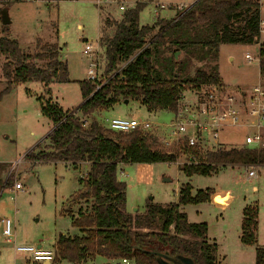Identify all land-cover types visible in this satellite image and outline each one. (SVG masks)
Here are the masks:
<instances>
[{
  "label": "trees",
  "instance_id": "16d2710c",
  "mask_svg": "<svg viewBox=\"0 0 264 264\" xmlns=\"http://www.w3.org/2000/svg\"><path fill=\"white\" fill-rule=\"evenodd\" d=\"M143 8V4L137 5L118 22L108 16L101 22L105 84L77 81L82 103L73 111L63 112L50 99L41 106L42 115L54 125L48 135L49 152L27 155L26 160L76 168L84 165L88 169L80 183L82 189L72 197L85 208L80 206L75 215L64 212L80 235L57 236L54 263L66 260L85 264L101 256L133 264H157L156 257L149 253L157 250L189 257L194 264H223L216 245L208 240L207 225L189 223L187 215L180 211L182 206L210 201L209 190L191 195V187L185 183L176 203L161 205L149 200L143 213L132 215L126 211V184L119 180L120 166L175 163L179 154L164 148L151 131L115 133L103 130L95 121L85 127L77 115L89 117L108 110L119 99L139 102L149 112H173L187 90L223 85L217 71L219 49L224 45L257 43L260 6L247 0H197L170 21L140 26ZM110 27L113 34L107 36L106 29ZM1 28L4 34L0 36V57L5 62L0 70L6 82L3 92L30 82L40 83L47 90L53 83L70 82L56 44H44L39 52L28 54L16 40L6 37L7 27ZM177 52L183 57L175 59ZM260 58V79L264 80V44L260 46ZM196 63L204 65L200 68ZM185 152L191 164L183 165L180 171L187 178L210 176L219 167H264V151L220 146L213 151ZM192 157L197 164H193ZM8 167L0 164V174ZM13 179L11 175L5 179L0 176V191L11 188ZM215 198L216 195L212 200ZM257 220L256 206L243 209L242 245L256 246ZM255 264H264V247H255Z\"/></svg>",
  "mask_w": 264,
  "mask_h": 264
},
{
  "label": "rangeland",
  "instance_id": "374dc122",
  "mask_svg": "<svg viewBox=\"0 0 264 264\" xmlns=\"http://www.w3.org/2000/svg\"><path fill=\"white\" fill-rule=\"evenodd\" d=\"M195 1L144 0L139 24L152 26L160 20L170 21L176 13L187 9ZM156 2L165 8L155 9ZM261 8L264 17V3ZM3 9H6L10 20L6 37L16 40L28 54L39 52L44 44H56L60 60L67 65L70 80L69 83H53L49 90L37 82L20 84L5 93L6 82L0 78V164L9 165L0 176L2 179L10 175L14 178L11 188L0 191V264H23L22 257L14 258V245L36 246L40 243L43 249L54 250L55 237L59 234L80 235L64 212L70 211L75 215L80 206L85 208L83 203H76L72 197L82 189L80 183L88 173L87 167L81 165L74 169L61 163L33 164L25 158L27 155L49 152L48 135L54 125L41 113V106L46 101L50 99L63 112L73 111L82 103L77 81L86 79L87 61L81 54L86 42L99 44L103 74L105 57L100 40L103 29L101 22L107 16L118 22L122 13L115 9L99 13L86 0H38L8 4L2 6L0 11ZM3 34L0 24V36ZM106 34L111 36L113 28L106 29ZM246 53L257 57L258 47L224 45L219 49L218 76L230 90H248L260 82L259 61L256 59L247 63L244 58ZM182 57L178 52L175 54L176 59ZM4 62L0 57V64ZM195 65L201 68L204 63ZM101 84H105L104 79ZM192 91L185 92L186 99L191 97ZM77 117L85 127L95 121L103 130L108 129L105 120L148 121L152 124L151 133L157 136L159 142L160 134L170 139L169 126L174 120V114L170 111L149 112L139 102L129 101L125 104L121 99L108 110H99L89 117ZM244 135L245 131L227 129L222 131L219 143L242 146ZM171 149L179 154L175 163L120 166L119 179L126 184V211L132 215L143 213L150 198L161 205L176 203L178 191L185 183H189L191 195L209 190L212 195L210 201L185 205L180 211L187 215L189 223L207 225L208 240L216 245L224 259L223 264H255V247H264V167H219L210 176L193 175L187 178L180 171L186 152ZM21 158L23 163L13 166ZM252 170L256 171V176L248 178L247 171ZM247 206L258 208L256 246H244L238 238L242 211ZM3 220H10L13 224L11 244L3 234ZM51 264L71 263L61 260ZM85 264L125 263L121 259L107 260L97 256ZM126 264L133 263L127 261Z\"/></svg>",
  "mask_w": 264,
  "mask_h": 264
},
{
  "label": "built area",
  "instance_id": "2783aa9c",
  "mask_svg": "<svg viewBox=\"0 0 264 264\" xmlns=\"http://www.w3.org/2000/svg\"><path fill=\"white\" fill-rule=\"evenodd\" d=\"M38 0H0V8L8 4L33 3ZM100 13L102 10L110 12L115 9L126 13L142 4L144 0H86ZM197 1V0H196ZM260 6L259 34L257 43V57L246 53L244 58L247 63L258 60L260 64V46L264 44V17L262 16V3ZM154 8L164 9L163 4L154 3ZM87 61L86 79L91 83L102 86L103 74L100 69V46L86 42L81 52ZM125 66L122 65L123 68ZM191 97L185 98V92L181 95L176 109L172 112L174 120L170 124V139L160 134L161 144L166 149L176 148L179 152L191 149L213 151L222 146L226 149H246L249 151H264V80L255 84L248 90H230L225 85L202 86L199 90L192 91ZM108 130L127 134L137 130L151 131L152 124L148 121L138 122L134 119L105 120ZM235 129L245 131L242 146L223 145L219 143L222 131ZM173 140V141H172ZM183 146V148H181ZM26 160V158H25ZM27 161V160H26ZM193 164L197 162L192 157ZM23 158L13 163L19 166ZM185 164H191L185 156ZM219 167V166H218ZM245 168L259 169L258 166H246ZM256 176V171H247V177ZM16 186V185H15ZM14 186V187H15ZM3 234L9 243H12L13 224L10 220L2 221ZM14 253L24 259L23 264H51L55 258L54 250L43 249L41 246L14 245ZM127 263L126 260H122Z\"/></svg>",
  "mask_w": 264,
  "mask_h": 264
},
{
  "label": "water",
  "instance_id": "95a60500",
  "mask_svg": "<svg viewBox=\"0 0 264 264\" xmlns=\"http://www.w3.org/2000/svg\"><path fill=\"white\" fill-rule=\"evenodd\" d=\"M0 24L4 27H8L10 25V20L8 18V13L6 9H3L0 11ZM127 103L128 102L125 101V104ZM74 169H77V168L74 167ZM164 181H167V180H164ZM120 182H122V180H120ZM150 200H152V198H150ZM149 253H151L152 255L156 257L157 264H194L191 258L182 256V255L171 256L168 253H160L157 250H152Z\"/></svg>",
  "mask_w": 264,
  "mask_h": 264
},
{
  "label": "crops",
  "instance_id": "0c3cea01",
  "mask_svg": "<svg viewBox=\"0 0 264 264\" xmlns=\"http://www.w3.org/2000/svg\"><path fill=\"white\" fill-rule=\"evenodd\" d=\"M10 39H11V38H10ZM18 44H19V43H18ZM60 61H61V60H60ZM1 65H2V64H0V68H1ZM0 78L3 79V78H2V74H1V70H0ZM83 80H84V79H83ZM9 164H10V163H9ZM119 180H122V179L120 178ZM122 182H123V180H122ZM254 189H255V187H254ZM241 221H242V219H241ZM240 227H241V222H240ZM75 229H76V228H75ZM76 230H77V229H76ZM240 233H241V230L239 229V236H238L239 241H240ZM55 242H56V237H55ZM8 243H9V242H8ZM10 244H11V243H10ZM39 244H40V243H38L36 246L39 247V246H40ZM12 250H13V249H12ZM13 253H14V250H13ZM14 255H15V256H14L15 260H16V258L20 257V256L16 255L15 253H14ZM217 255H218V257H219L221 260L223 259L222 256H221V254H219L218 251H217ZM223 260H224V259H223ZM223 260H222V261H223ZM125 264H126V263H125Z\"/></svg>",
  "mask_w": 264,
  "mask_h": 264
}]
</instances>
